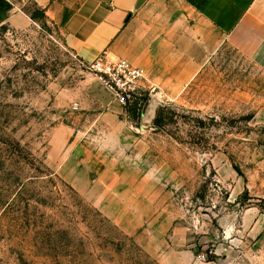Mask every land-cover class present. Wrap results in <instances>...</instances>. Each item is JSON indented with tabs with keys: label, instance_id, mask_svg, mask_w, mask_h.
Listing matches in <instances>:
<instances>
[{
	"label": "rangeland",
	"instance_id": "obj_1",
	"mask_svg": "<svg viewBox=\"0 0 264 264\" xmlns=\"http://www.w3.org/2000/svg\"><path fill=\"white\" fill-rule=\"evenodd\" d=\"M13 1L34 22L0 26V264H264V222L243 221L264 214L262 63L223 43L123 107L36 0Z\"/></svg>",
	"mask_w": 264,
	"mask_h": 264
},
{
	"label": "crops",
	"instance_id": "obj_2",
	"mask_svg": "<svg viewBox=\"0 0 264 264\" xmlns=\"http://www.w3.org/2000/svg\"><path fill=\"white\" fill-rule=\"evenodd\" d=\"M36 1L82 61L127 59L165 91L195 77L223 43L264 67V0ZM33 22L13 0H0V26ZM248 219L257 227L264 214L251 207Z\"/></svg>",
	"mask_w": 264,
	"mask_h": 264
},
{
	"label": "built area",
	"instance_id": "obj_3",
	"mask_svg": "<svg viewBox=\"0 0 264 264\" xmlns=\"http://www.w3.org/2000/svg\"><path fill=\"white\" fill-rule=\"evenodd\" d=\"M83 63L100 78L123 107L134 102L147 75L145 68L127 59L109 60L106 54L92 62Z\"/></svg>",
	"mask_w": 264,
	"mask_h": 264
},
{
	"label": "trees",
	"instance_id": "obj_4",
	"mask_svg": "<svg viewBox=\"0 0 264 264\" xmlns=\"http://www.w3.org/2000/svg\"><path fill=\"white\" fill-rule=\"evenodd\" d=\"M166 110H168L166 107L162 106L158 109V112L156 114V117L154 119V124L157 126V127H163L165 122H164V115H165V112ZM132 113L134 114V116L136 117L138 114H137V108H135ZM254 118V115H250L248 117H246L245 119H247L248 121H251L252 119Z\"/></svg>",
	"mask_w": 264,
	"mask_h": 264
},
{
	"label": "bare ground",
	"instance_id": "obj_5",
	"mask_svg": "<svg viewBox=\"0 0 264 264\" xmlns=\"http://www.w3.org/2000/svg\"><path fill=\"white\" fill-rule=\"evenodd\" d=\"M152 103H153V101H150V102L148 103L147 110H148L149 106H150Z\"/></svg>",
	"mask_w": 264,
	"mask_h": 264
}]
</instances>
